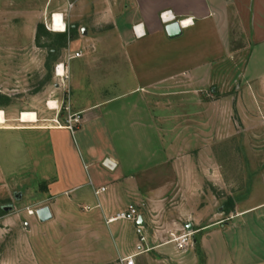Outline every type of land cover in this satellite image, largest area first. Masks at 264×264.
<instances>
[{
  "label": "rangeland",
  "instance_id": "rangeland-1",
  "mask_svg": "<svg viewBox=\"0 0 264 264\" xmlns=\"http://www.w3.org/2000/svg\"><path fill=\"white\" fill-rule=\"evenodd\" d=\"M1 1L4 7L10 0ZM14 1L20 3L22 9L34 6L29 0ZM25 16L15 20L11 14L0 11V124L7 121L6 115L20 117L23 111L38 112L42 119L56 117V112L49 111L47 103L56 100L69 103L68 97L72 94L69 78L62 81L56 76L55 69L61 62L69 64V56L76 51L85 54L84 58L70 61V65L76 67L78 77L96 83L101 90H108L99 93L98 89L97 93L90 94L93 102L122 93V87L110 85L115 72L108 69L107 57L102 61H88L92 59L91 55H106L113 47L114 51L120 52L118 46L101 44L95 47L92 44V40H121L120 29H99L91 25L81 28L71 24L67 25L66 32L56 33L48 27L52 13L49 22L45 23H39L38 14ZM38 24H44L45 28L40 35ZM218 45L219 40L216 48ZM246 55L248 57L249 52ZM251 56L250 61L246 57L247 61L241 62L243 73L249 63L248 76L240 77V72H236L239 68L235 69L233 61H222L220 56L212 61L210 70L208 64L198 70L202 76L211 74L210 86L204 91L200 83H192L189 79L178 82L172 89L169 86L167 89L166 85L161 101L164 105H170V102L172 106L152 111L157 118L159 114L163 116L162 139L158 133L136 132L124 127L123 140L117 141L125 153L130 152L125 158L128 163L150 164L153 163V157H150L153 152L162 154L165 149L172 153L170 164L181 170V178L163 192V215L152 222L153 228L163 231L162 239L155 243L171 240L176 222L183 229L191 224L193 230L190 232L199 242L193 251L194 264L205 262L200 250L206 233L203 229L219 222L222 223V238L237 241V237L245 232L256 240L250 246L248 239L246 248H240L251 258L238 257V261L264 263V246L257 244L258 235L264 234L263 228L258 229L264 226V220L253 218L254 215L238 219L241 212L264 199V92L256 90L250 83L251 79H260L264 75V46L256 48ZM131 82L133 84L126 82V87H133L132 77ZM77 95L82 100L87 98L84 91L75 93V97ZM155 95L146 96L148 103L156 104L158 97ZM133 97L125 100L133 101ZM121 102L123 100L115 104ZM65 116L62 111L60 118ZM1 135H4L2 131ZM21 135L32 136L26 131ZM46 150L37 152L42 160L39 171L50 168L44 162L48 160ZM155 156L153 159L158 160V155ZM160 170L161 167H154L145 174L141 171L139 177L158 176ZM39 171L28 173L29 179L27 174L13 178L6 176L0 167V264H123L121 258H114L118 245L112 230L117 234L126 232L130 239H135L139 235L131 223H110L109 219L86 208L65 206L41 197L44 181L40 182ZM44 206L52 208L54 218L42 223L36 210ZM31 210L35 211L34 215L29 214ZM184 212L186 216L182 215ZM190 232L178 231L180 235ZM171 249L174 250L172 245ZM174 257L170 252L166 264H178V257Z\"/></svg>",
  "mask_w": 264,
  "mask_h": 264
},
{
  "label": "crops",
  "instance_id": "crops-1",
  "mask_svg": "<svg viewBox=\"0 0 264 264\" xmlns=\"http://www.w3.org/2000/svg\"><path fill=\"white\" fill-rule=\"evenodd\" d=\"M29 3L34 6L22 9L20 3L18 5L14 0L6 2L3 7L4 2L0 0V11L11 14L15 20L28 14H38L39 23L49 22L51 13H64L67 25L120 29L121 40H92L95 47L101 44L118 46L120 52L114 51L113 47L106 55H91L92 59L88 61H102L107 57L108 69L115 72L110 85L122 87L123 90L118 96L93 102L90 94L94 91L97 93L98 89L102 91L99 93H107L108 90H101V86L98 88L94 82L81 80L76 67L70 65L72 59L69 60L67 70L72 94L69 105L72 113L81 115L76 132L58 128L52 122L54 117L42 119L38 112L39 121L36 123H24L18 116L6 115V123L0 124V131L4 134L0 136L2 172L13 178L27 174L29 179L28 173L37 174L42 161L37 152L47 147L48 160L44 162L50 168L39 171L41 177L38 178L40 182L44 181L41 197L56 200L65 206L86 208L106 220L131 206L138 208L143 222L141 225L145 227L143 233L140 235L137 232L139 222L131 221L127 222L139 235L135 239H130L126 232L117 234L112 230V237L118 245V252L114 250L115 246L112 248L115 251L114 258L118 256L123 264H127L125 258L130 256L134 264H166L172 252L178 257V264H194L193 251L199 243L194 236L195 245L186 249H179L169 239L155 243L159 238L162 239L163 231L153 228L152 222L163 215V192L181 178V170L177 165L170 164L172 153L165 149L162 154L153 152L150 157L156 158L155 155H158V160L152 158L153 163L150 164L128 163L125 158L130 152L125 153L122 144L118 145L117 141L123 140L124 127L133 128L136 132L158 133L162 139L163 116L159 114L157 118L152 111L172 106L170 102V105H164L161 101L164 87L167 85V89L168 86L172 89L178 82L189 79L192 83H200L204 91L205 87L210 86L211 74L208 72L202 76L198 70L206 64L210 70L212 61L220 56L222 61H233L235 69L239 68L236 72H240V77L247 75L249 63L243 73L241 62L247 61V52L250 61L254 50L264 46V0H29ZM70 4H73L71 9ZM164 12H171L166 18H174L165 21L162 18ZM176 20L184 22L183 34L170 38L165 26ZM84 57L82 52L78 58ZM131 77L134 85L126 87V82L132 83ZM250 83L256 90L264 92V75L260 79H251ZM82 91L86 92L87 98L82 100L78 95L75 97V93ZM152 93L158 97L156 104L146 100V96ZM130 97L134 100H125ZM121 100L123 102L115 104ZM1 119L0 116V123ZM23 131L32 136L24 137L21 135ZM106 160L116 167H108ZM154 167H161L160 175H148L140 179L141 171L145 174ZM103 187L107 188L106 191L97 196L96 190ZM182 215L187 214L184 212ZM250 215H254L253 218L257 220H264V199L241 212L238 219ZM188 225L191 224L183 229L176 222L175 228L172 227L175 231H172L178 236V231L193 230ZM262 228L264 226L258 229ZM203 231L206 233L201 240L200 250L204 264H253L238 261V257H250L240 250L246 248L244 245L248 239L250 246L256 241L252 235H248L250 233L244 232L237 237V241L231 242L228 238H222L221 222L210 224ZM141 236L146 238L145 241H141ZM258 237L257 244L263 247L264 234Z\"/></svg>",
  "mask_w": 264,
  "mask_h": 264
},
{
  "label": "built area",
  "instance_id": "built-area-1",
  "mask_svg": "<svg viewBox=\"0 0 264 264\" xmlns=\"http://www.w3.org/2000/svg\"><path fill=\"white\" fill-rule=\"evenodd\" d=\"M69 7L71 9L73 7V4H70ZM169 13H171V12H164L162 14V18L165 21L172 20L174 18L173 16H169L168 18H166V16H168ZM57 15L60 16V20L64 23V25H65L64 32H66L67 31V23L65 22V14L64 13H53L52 14L51 21H50V23H48L49 29L52 30L53 25H55L56 20H57V17H56ZM181 23H182V25H185L184 22H181ZM137 28H138V26L135 27V30H137ZM81 56H82V52H76L74 54H71L69 56L68 60L78 58ZM67 69L68 68H67L66 62L59 63L55 69L56 76L58 78H60L62 81H65L66 79L69 78ZM68 94H69V91H68ZM69 99H70V95L68 97V100ZM56 102H57V107L54 109L51 108V106L49 104L50 101L47 103L48 108L50 110H53L56 112V117H54L52 119V122L58 128H67L74 133L76 131V129L78 128L79 124L81 123V115L79 113H72L69 103L65 102L64 100L62 102H60L59 100H56ZM62 111H64L66 114L64 119L60 118ZM105 163H107V166L110 168L116 167V165L112 164L108 160H106ZM106 189H107L106 187L100 188V189L96 190L95 193L97 196H99V195H101L102 192L106 191ZM30 212H32V215L35 214L34 210H31ZM140 218H141V215L139 213L138 208L135 206H131L129 209H127L125 211L118 212L117 214H115L113 217H111L109 219V222L113 223V222H117V221H131V222H135L138 224ZM144 228H145L144 225L138 224L137 232L140 235H142ZM190 233L191 234L184 233V234H181L178 236L175 233H171L172 239L170 241L174 242L179 249H186V248H188V246L193 247L195 245L194 239H193L194 234H192V232H190ZM145 239L146 238L144 236H141V241H145ZM125 260H126L127 264H134V260L131 256L128 258H125Z\"/></svg>",
  "mask_w": 264,
  "mask_h": 264
},
{
  "label": "water",
  "instance_id": "water-1",
  "mask_svg": "<svg viewBox=\"0 0 264 264\" xmlns=\"http://www.w3.org/2000/svg\"><path fill=\"white\" fill-rule=\"evenodd\" d=\"M182 23L178 20L166 24L165 29L170 38H177L183 34ZM36 214L40 222L45 223L54 218L53 211L50 206H44L36 210ZM139 224H143L142 218L139 219ZM192 229V225H188Z\"/></svg>",
  "mask_w": 264,
  "mask_h": 264
},
{
  "label": "bare ground",
  "instance_id": "bare-ground-1",
  "mask_svg": "<svg viewBox=\"0 0 264 264\" xmlns=\"http://www.w3.org/2000/svg\"><path fill=\"white\" fill-rule=\"evenodd\" d=\"M57 20H56V23L55 25H53V28H52V31L53 32H56V33H62L64 32L65 30V25L64 23L60 20V16L57 15ZM50 106L51 108H56L57 107V102L56 101H50ZM20 121L21 122H24V123H36L39 121L38 119V115L36 112L34 111H23L21 114H20ZM6 122H4L5 124ZM29 214L32 215V212H30Z\"/></svg>",
  "mask_w": 264,
  "mask_h": 264
},
{
  "label": "trees",
  "instance_id": "trees-1",
  "mask_svg": "<svg viewBox=\"0 0 264 264\" xmlns=\"http://www.w3.org/2000/svg\"><path fill=\"white\" fill-rule=\"evenodd\" d=\"M43 31H45L44 24H39L37 27L38 35H40ZM61 35L65 37V34H61Z\"/></svg>",
  "mask_w": 264,
  "mask_h": 264
}]
</instances>
